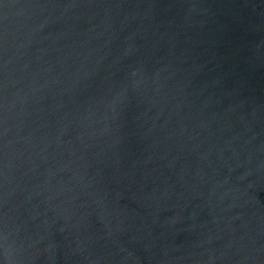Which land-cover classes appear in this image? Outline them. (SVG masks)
I'll return each mask as SVG.
<instances>
[{
	"label": "water",
	"instance_id": "water-1",
	"mask_svg": "<svg viewBox=\"0 0 264 264\" xmlns=\"http://www.w3.org/2000/svg\"><path fill=\"white\" fill-rule=\"evenodd\" d=\"M0 264H264V0H0Z\"/></svg>",
	"mask_w": 264,
	"mask_h": 264
}]
</instances>
